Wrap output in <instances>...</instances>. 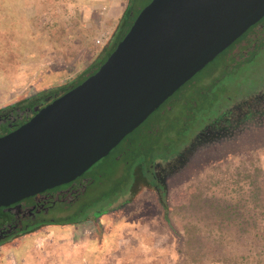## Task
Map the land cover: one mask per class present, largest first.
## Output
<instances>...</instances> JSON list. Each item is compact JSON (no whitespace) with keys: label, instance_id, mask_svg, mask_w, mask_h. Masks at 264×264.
Listing matches in <instances>:
<instances>
[{"label":"rangeland","instance_id":"1","mask_svg":"<svg viewBox=\"0 0 264 264\" xmlns=\"http://www.w3.org/2000/svg\"><path fill=\"white\" fill-rule=\"evenodd\" d=\"M111 1L0 0V109L70 84L112 45L128 4L135 14L152 0ZM262 88L264 50L216 57L86 172L95 183L76 216L88 219L0 244V264H264V124L197 142L229 103ZM32 114L0 118V136ZM182 152L166 185L154 179L152 165ZM137 165L150 186L131 198Z\"/></svg>","mask_w":264,"mask_h":264},{"label":"water","instance_id":"2","mask_svg":"<svg viewBox=\"0 0 264 264\" xmlns=\"http://www.w3.org/2000/svg\"><path fill=\"white\" fill-rule=\"evenodd\" d=\"M264 17V0H152L98 70L0 136V207L106 157Z\"/></svg>","mask_w":264,"mask_h":264},{"label":"flooded vegetation","instance_id":"3","mask_svg":"<svg viewBox=\"0 0 264 264\" xmlns=\"http://www.w3.org/2000/svg\"><path fill=\"white\" fill-rule=\"evenodd\" d=\"M257 47L264 50V17L218 56L223 57L225 64L231 57L235 60L244 61L249 54L254 55ZM33 116L28 118L26 122ZM260 124H264V88L248 97L229 103L208 124L203 126L197 135V142L202 146L219 144L237 137L243 130L249 129L251 126H259ZM199 148L201 146H197L196 151ZM172 158L167 160L163 167L158 164L152 165L155 169L159 168L161 176H163L162 178L156 174L154 179L163 182L164 185H166V176H172V172L185 162L187 154L178 153ZM113 160L118 162L119 157H115ZM86 172L67 184L46 190L8 207H0V244L34 228L38 223L45 221L49 213L54 214V212L61 211L66 213L67 217H71L76 211H81L80 206L85 204L80 205V202L83 201L87 188L95 183V179L85 176Z\"/></svg>","mask_w":264,"mask_h":264},{"label":"trees","instance_id":"4","mask_svg":"<svg viewBox=\"0 0 264 264\" xmlns=\"http://www.w3.org/2000/svg\"><path fill=\"white\" fill-rule=\"evenodd\" d=\"M141 10V9H140ZM138 10L135 14L132 13V9L128 6L126 7L125 12L123 13V16L113 34L114 40L111 46H108L102 54L100 60L89 67L85 72H83L81 75H79L74 81H72L70 84H67L65 86L58 87L56 89L49 90L48 92H42L39 94H36L32 98H28L22 102L16 103L15 105L8 106L5 108L0 109V118L3 120L10 119L12 117V114L14 111H21L24 113L33 112L32 116L35 115L41 108L58 98L59 96L63 95L70 89L78 86L81 84L84 80H86L88 77L92 76L98 68L105 62V60L108 58V56L114 51L116 45L122 40V38L125 36V34L128 32L129 28L131 27L133 21L135 20L136 16L140 12ZM30 118V117H29ZM28 120V119H27ZM26 122V121H25ZM21 126V125H19ZM18 128V127H17ZM10 132V131H7ZM133 175V185L132 190L133 192L130 193V197L132 198L136 193L134 194L135 190H137L141 185L150 186V182L147 181L146 174H144L143 169L141 168V165H137L136 168L132 170ZM85 206V205H84ZM81 209V208H80ZM79 210V209H78ZM80 211H76L75 214H73L71 217L66 218H60V219H54L52 221H42L41 223H38L34 228L28 230L25 233H22L21 235H25L28 233H33L37 231L41 227L45 226H66L68 224H76L83 222L84 220L88 218H78L76 216L77 213ZM165 219L167 218V209L165 208ZM73 217V218H72ZM71 218V219H70ZM168 220V218H167Z\"/></svg>","mask_w":264,"mask_h":264},{"label":"crops","instance_id":"5","mask_svg":"<svg viewBox=\"0 0 264 264\" xmlns=\"http://www.w3.org/2000/svg\"><path fill=\"white\" fill-rule=\"evenodd\" d=\"M111 2H114L113 0L111 1ZM116 2V1H115ZM114 7V6H113ZM110 9H116V8H111V7H109V10ZM52 66H53V63L51 64ZM49 75H51L52 76V74H49ZM55 80V79H54ZM49 88V87H48Z\"/></svg>","mask_w":264,"mask_h":264},{"label":"built area","instance_id":"6","mask_svg":"<svg viewBox=\"0 0 264 264\" xmlns=\"http://www.w3.org/2000/svg\"><path fill=\"white\" fill-rule=\"evenodd\" d=\"M101 43V40H96V45H99Z\"/></svg>","mask_w":264,"mask_h":264}]
</instances>
